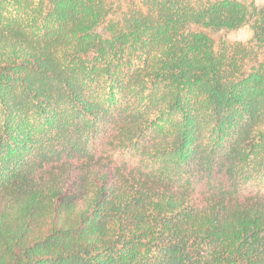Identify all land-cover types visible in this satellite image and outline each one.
<instances>
[{
  "label": "trees",
  "instance_id": "trees-1",
  "mask_svg": "<svg viewBox=\"0 0 264 264\" xmlns=\"http://www.w3.org/2000/svg\"><path fill=\"white\" fill-rule=\"evenodd\" d=\"M264 0H0V264H264V62L216 42Z\"/></svg>",
  "mask_w": 264,
  "mask_h": 264
},
{
  "label": "rangeland",
  "instance_id": "rangeland-1",
  "mask_svg": "<svg viewBox=\"0 0 264 264\" xmlns=\"http://www.w3.org/2000/svg\"><path fill=\"white\" fill-rule=\"evenodd\" d=\"M215 39L216 42H238L246 47L253 48V55H251V58L247 62L248 69L254 66H259L264 62V48L256 47L255 43L252 41V31L248 26L238 31L215 35Z\"/></svg>",
  "mask_w": 264,
  "mask_h": 264
}]
</instances>
